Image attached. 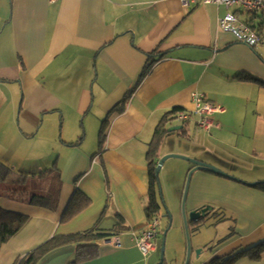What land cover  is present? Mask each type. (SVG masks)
Returning <instances> with one entry per match:
<instances>
[{
	"label": "crops",
	"instance_id": "0c3cea01",
	"mask_svg": "<svg viewBox=\"0 0 264 264\" xmlns=\"http://www.w3.org/2000/svg\"><path fill=\"white\" fill-rule=\"evenodd\" d=\"M229 11L239 13L236 7L185 6L182 0H0V146L38 136L56 143L51 160L62 180L56 209L2 195L3 207L28 218L0 247V264H15L57 233L91 228L110 235L92 240L98 255L79 264H157L158 239L168 231L162 221L156 250L148 256L133 238L148 222L147 153L167 113L174 107L195 108L194 91L226 111L212 116L217 125L210 129L198 126L196 115L180 121L173 114L167 127L177 128H167L157 162L166 153L186 154L231 176L204 168L192 174L187 210L210 205L206 217L213 218L217 233L223 225L227 230L217 244L207 246L210 254L200 264L264 240V189L248 184L264 180V86L246 77L264 82V56L261 47L256 51L219 26ZM151 54L156 61L141 78ZM125 97L122 111L110 117L104 140L98 133V144L82 150L88 130L100 132ZM60 129L67 137L58 136ZM163 144L170 149L162 152ZM195 166L182 164L183 186ZM76 188L92 203L61 222ZM77 245L58 247L38 264H68ZM233 264H264V251L259 258L240 256Z\"/></svg>",
	"mask_w": 264,
	"mask_h": 264
},
{
	"label": "rangeland",
	"instance_id": "374dc122",
	"mask_svg": "<svg viewBox=\"0 0 264 264\" xmlns=\"http://www.w3.org/2000/svg\"><path fill=\"white\" fill-rule=\"evenodd\" d=\"M241 17L244 18L245 15L242 14ZM259 47L262 48V54L264 56V47L262 45ZM20 100L21 92L18 103H20ZM65 132L66 130L63 131L60 129L58 136L61 138L67 137L65 136ZM62 133H64V136H62ZM87 133L88 138L87 141L81 145L82 150L94 148L96 144H98V130L89 129ZM12 143H10V145ZM55 148H57L56 143L49 142L42 136H38L34 140L26 142H14L13 147L9 148L4 147L3 145L0 146V161H3V163L12 168L9 179L6 182H0V193H7V195H9L11 198H14L15 196L17 198L19 196L20 199L27 201L26 199L29 197L31 192L41 191L44 189L48 180H41L38 177L41 175V169L50 167L52 165L51 155H53V152L56 150ZM168 149L170 148L166 144H163L161 147L162 152H166ZM62 152L66 153L67 151L66 149H63ZM166 154H179L191 158L186 154L180 153ZM166 154H163L162 156ZM182 164L191 165L192 163L186 159L171 157L167 159L166 166L165 168H161L159 175L163 194L161 195L158 188V199L160 202L158 218L162 221V230H166V228H168L165 248L166 264H184L187 255V235L185 231L181 202L185 186V183L183 186V182H181V175H183L184 171L183 168H181ZM227 168L232 173H238L236 170L237 168ZM179 176L180 180L178 179ZM249 183L252 182H248V184ZM168 212L171 214V221ZM207 218L208 217L203 218L200 222L189 221L191 240L190 264H200V262L205 260V258L210 254L207 246L210 244L213 245L214 243L217 244V240L224 236L222 234L227 233L224 225L221 227L223 232L217 233V226L213 225V218ZM163 232L158 239L159 244L162 242ZM156 258L158 259L156 263H158L160 258V250L157 253Z\"/></svg>",
	"mask_w": 264,
	"mask_h": 264
},
{
	"label": "trees",
	"instance_id": "16d2710c",
	"mask_svg": "<svg viewBox=\"0 0 264 264\" xmlns=\"http://www.w3.org/2000/svg\"><path fill=\"white\" fill-rule=\"evenodd\" d=\"M249 20H252L256 31L264 36V14L254 13L250 15ZM155 61L156 58H154L151 54L147 60L146 66L142 71L141 78L149 72ZM246 77L260 82V84L264 86L263 81H260L259 79L250 75H247ZM127 100L128 97H125L109 112V115L106 116V118L103 120V125L99 132L101 142L105 138L111 115L115 112L122 111L123 106ZM180 110V107H174L163 117L156 128L152 141L149 144L147 157L149 165L150 190L148 194V202L145 206L147 221H150L154 216L159 215L160 202L158 199V180L160 179L156 177L155 167L157 165V160L159 157L160 146L162 145L163 140L168 132L167 125L175 119L173 114H175L176 116L178 111ZM11 171V167L7 166L5 163H3V161H0V182H6L11 176ZM40 174L41 175H39L38 178H40L41 180H48L44 189H42L41 191L31 192L29 194V197L26 199L27 201L20 199L19 196L17 198L15 196L13 199H17L32 206H39L47 209H56L58 206L60 190L62 186L60 169L57 165V162H55L51 167L41 170ZM257 186H259L261 189H264V182L258 183ZM3 194L5 193H0V247L8 242L9 239L21 229L28 218V216L25 214L3 207L1 203ZM91 203V197L85 194L82 190L76 188L61 216V222L70 221L81 211L87 208ZM114 229L118 230V228ZM109 233L110 232H101V230L94 228H91L84 232L71 234L57 233L36 248L26 253L21 258H19L15 262V264H38L40 259L50 251L70 243H77L78 245L75 258L72 259L68 264H79L82 261L93 259L98 255L97 246L91 244L90 242L94 239L108 236L110 235ZM263 251L264 240L245 249L242 248L238 251L232 252L227 256L217 257L211 262V264H233L235 259L244 255L250 256L251 258H259Z\"/></svg>",
	"mask_w": 264,
	"mask_h": 264
},
{
	"label": "built area",
	"instance_id": "2783aa9c",
	"mask_svg": "<svg viewBox=\"0 0 264 264\" xmlns=\"http://www.w3.org/2000/svg\"><path fill=\"white\" fill-rule=\"evenodd\" d=\"M56 2L57 0H50ZM185 6L192 4H206L215 3L223 5L226 8L236 7L237 12H227L219 18V26L222 29L232 31L241 41L246 42L255 50H259V46H264V36L254 28L250 15L254 13L264 14V0H182ZM244 14L242 18L240 15ZM192 101L195 108L191 111L180 110L177 113V119L185 121L191 116H197V124L201 128L210 129L217 125L212 116L216 113H223L226 111L225 107L217 102L211 101L207 96L199 91L192 92ZM159 219L154 217L148 221L146 228L139 234H133L134 241L140 248L144 256L156 250V236L159 233ZM115 245L120 244V240L115 238Z\"/></svg>",
	"mask_w": 264,
	"mask_h": 264
},
{
	"label": "water",
	"instance_id": "95a60500",
	"mask_svg": "<svg viewBox=\"0 0 264 264\" xmlns=\"http://www.w3.org/2000/svg\"><path fill=\"white\" fill-rule=\"evenodd\" d=\"M176 128H177V126H173V127H169L168 130H175ZM171 157L186 159V160L191 161L192 163H194L196 165L193 169H191L189 171V173L187 175L185 188H184V194H183V198H182V210H183V216H184L185 231H186V235H187V255H186V259H185L184 264H190L191 240H190V232H189V221H196V220H200L201 218H205L209 214L210 210L212 209V206L204 205V206H201V207L196 208V209L191 210V211L186 210L185 202L187 199L188 190H189V186H190V182H191V178H192V174L194 172V169L204 168V169H208L209 171L216 173V174H221V175H225V176H230V175L227 174L225 171L221 170L220 168H218L217 166L210 165L207 163H203L201 161H197L195 159L189 158V157L184 156V155L166 154V155L160 157V159L157 162V165L155 167V173H156V177L158 179H160L159 175H160L161 168L163 167V164L165 163V161L167 159H169ZM261 182H264V181L252 182L249 184L256 185V184L261 183ZM158 188H159V191L162 195L163 193H162V188L160 185V180H158ZM168 215H169L170 221H171V214L169 212H168ZM166 234H167V230L164 232V235L162 238L161 247H160V260L157 264H165Z\"/></svg>",
	"mask_w": 264,
	"mask_h": 264
}]
</instances>
